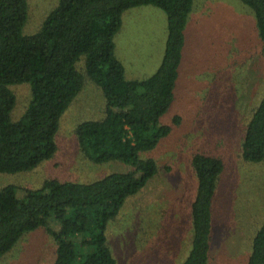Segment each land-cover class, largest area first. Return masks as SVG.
<instances>
[{"label": "trees", "instance_id": "16d2710c", "mask_svg": "<svg viewBox=\"0 0 264 264\" xmlns=\"http://www.w3.org/2000/svg\"><path fill=\"white\" fill-rule=\"evenodd\" d=\"M241 1L253 10L264 59V0ZM194 3L60 0L41 29L27 35L23 32L27 0H0V173L31 171L56 154L61 117L84 85L83 72L103 89L106 116L78 125L82 151L98 164L119 161L132 166L90 182L47 179L39 188L12 183L2 187L0 258L27 234L42 228L56 244L52 264H118L108 243L107 226L160 170L155 158L141 154L156 149L174 130L161 118L177 98ZM143 5L157 6L167 14L165 53L152 75L127 79L125 65L116 55L115 36L124 12ZM23 83L31 85L32 98L22 117L14 121L11 114L17 99L10 86ZM258 102L241 146L243 159L250 162L264 160V92ZM181 122L182 116L176 115L173 124ZM192 164L197 178L191 207L192 247L181 263L157 264H209L213 202L225 162L201 151L194 154ZM247 264H264V221Z\"/></svg>", "mask_w": 264, "mask_h": 264}, {"label": "rangeland", "instance_id": "374dc122", "mask_svg": "<svg viewBox=\"0 0 264 264\" xmlns=\"http://www.w3.org/2000/svg\"><path fill=\"white\" fill-rule=\"evenodd\" d=\"M59 1L27 0L24 34L38 32ZM195 3L186 29L177 98L161 118L174 130L156 149L141 154L155 158L160 170L107 226L108 243L118 264L181 263L187 258L192 247L191 207L197 193L192 158L197 152L220 156L225 162L213 202L209 264H246L264 221V160L245 161L241 155L245 129L264 92V59L255 16L241 0ZM167 37L168 17L161 8L143 5L124 12L115 43L127 79L147 78L158 69ZM83 58L78 63L81 70ZM83 73L84 85L61 117L56 154L31 171L0 173V189L11 183L39 188L47 179L90 182L132 170L119 161L95 163L82 151L78 125L106 116L103 89ZM10 88L17 99L11 115L17 121L32 98V87L23 83ZM176 115L182 116L179 125L173 124ZM52 224L57 227L56 222ZM55 254V242L40 228L23 237L0 258V264H52Z\"/></svg>", "mask_w": 264, "mask_h": 264}, {"label": "crops", "instance_id": "0c3cea01", "mask_svg": "<svg viewBox=\"0 0 264 264\" xmlns=\"http://www.w3.org/2000/svg\"><path fill=\"white\" fill-rule=\"evenodd\" d=\"M118 58L122 61V59L119 56H118ZM124 65H125V63H124ZM125 68H126V65H125ZM126 73H127V68H126ZM213 230H214V226H213V220H212V234H211V242H210V252H209L210 253V257H209V263L211 262V259H212L211 254H212V236H213ZM192 240H193V232H192ZM249 257H250V255H249ZM249 257H248V259H249ZM247 262H248V260H247ZM247 262H246V264H247Z\"/></svg>", "mask_w": 264, "mask_h": 264}]
</instances>
